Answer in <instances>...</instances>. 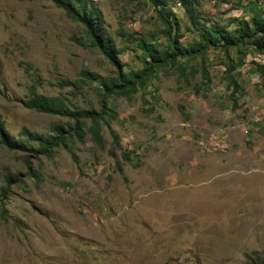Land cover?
<instances>
[{
	"label": "rangeland",
	"instance_id": "1",
	"mask_svg": "<svg viewBox=\"0 0 264 264\" xmlns=\"http://www.w3.org/2000/svg\"><path fill=\"white\" fill-rule=\"evenodd\" d=\"M91 1L121 52L119 68L50 0H0V118L15 139L23 128L47 136L73 127L23 108L35 84L24 65L42 80L37 94L99 111L98 83L75 91L57 81L82 70L101 79L140 72V40L167 48L150 3ZM170 7L171 38L189 49L198 29L182 6ZM195 9L202 26L232 33L254 16L264 21V0H196ZM253 41L174 56L145 87L110 97L116 115L102 126L103 149L88 134L50 158L0 144V264H246L251 252L264 255V65ZM122 152L136 159L124 163Z\"/></svg>",
	"mask_w": 264,
	"mask_h": 264
},
{
	"label": "trees",
	"instance_id": "2",
	"mask_svg": "<svg viewBox=\"0 0 264 264\" xmlns=\"http://www.w3.org/2000/svg\"><path fill=\"white\" fill-rule=\"evenodd\" d=\"M58 9L64 11L65 15L75 23L79 24L86 36L87 46L97 50L112 66L119 68L118 56L121 53L116 48L115 42L108 35L105 22L100 10L91 0H50ZM150 3L157 11L158 20L164 26V37L167 41V48L158 50L152 44L140 40L138 47L142 51L143 69L140 72L117 71L115 77L101 79L98 75L82 70L79 79L70 81L67 79L59 80L56 86L63 90L72 88L79 91L81 86L87 81L99 84V105L100 110H82L73 108L62 95L57 97H47L36 92V85H40L42 80L37 71L29 65H24L27 73L34 71L35 84L28 88V97L20 101L23 108L38 114L58 116L73 122V127L66 131L60 126L53 129L54 135H41L23 128L20 131L22 139L12 137L4 127V122L0 118V144L11 151L31 152L50 158L54 149L59 146L66 148L67 141H77L83 143L88 134L90 141L98 148L103 149L104 139L102 136V126H108L115 118V112L108 107V99L117 95L129 97L138 89L145 87L152 77V74L159 67H164L168 59L180 55L188 57L192 55L203 56L209 49L226 50L235 47L239 39H254L253 47L258 54L264 55V21L259 16H254L250 20V27L242 22L243 26L236 29L233 33L228 32L223 27L217 25L202 26L201 20L196 13V0H139ZM172 3L182 6L184 12L189 16L192 25L198 29L199 40L189 49L180 48L177 40H172L173 29L177 27L173 19L170 5ZM74 41L81 47L85 44L80 39ZM241 62H239V65ZM89 127L85 130L86 122ZM112 146L119 148V138L112 133ZM29 143L36 144V148L29 146ZM121 161L124 163L132 162L136 155L132 152H122ZM118 163V162H117ZM117 172L122 175V166L116 164ZM31 171V166L28 167ZM31 176L39 180V175L32 171ZM246 264H264V255L258 252H251L246 256Z\"/></svg>",
	"mask_w": 264,
	"mask_h": 264
},
{
	"label": "built area",
	"instance_id": "3",
	"mask_svg": "<svg viewBox=\"0 0 264 264\" xmlns=\"http://www.w3.org/2000/svg\"><path fill=\"white\" fill-rule=\"evenodd\" d=\"M254 60L257 63L264 65V55L263 54H258Z\"/></svg>",
	"mask_w": 264,
	"mask_h": 264
}]
</instances>
